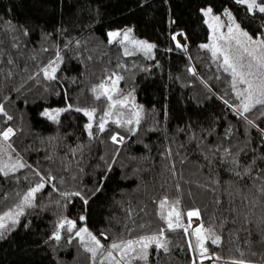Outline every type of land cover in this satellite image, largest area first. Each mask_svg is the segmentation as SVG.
I'll list each match as a JSON object with an SVG mask.
<instances>
[{
  "label": "trees",
  "instance_id": "obj_1",
  "mask_svg": "<svg viewBox=\"0 0 264 264\" xmlns=\"http://www.w3.org/2000/svg\"><path fill=\"white\" fill-rule=\"evenodd\" d=\"M204 7L230 8L252 35L264 36V13H250L236 0H0V132H15L0 163L19 159L27 165L0 174V213L17 205L41 177L45 183L36 207L25 209L0 239V264H101V254L93 259L75 236L84 227L105 249L159 236L163 229L169 251L150 246L146 262L131 264H199L187 222L192 209L199 210L200 227L220 238L218 244L204 242L215 257L212 264H264V108L245 113L253 125L238 114L230 73L210 47H202L209 34ZM126 26L132 36L152 42L150 52L126 54L120 42H109V29ZM179 31L190 41L189 53L172 39ZM57 54L56 78L45 79L42 69ZM191 60L197 73L189 71ZM113 73L123 77L113 98L129 97L140 122L127 112L110 117L99 132L110 102L97 99L93 89ZM68 105L58 121L42 115ZM77 108L96 109L91 137L89 119ZM129 119L133 123H113ZM116 134L122 143L112 141ZM49 175L55 177L51 183ZM76 191L87 204L60 195ZM177 200L187 233L169 231L161 218ZM61 216L76 228L61 229L57 242L50 237Z\"/></svg>",
  "mask_w": 264,
  "mask_h": 264
},
{
  "label": "snow or ice",
  "instance_id": "obj_2",
  "mask_svg": "<svg viewBox=\"0 0 264 264\" xmlns=\"http://www.w3.org/2000/svg\"><path fill=\"white\" fill-rule=\"evenodd\" d=\"M237 3L246 5L248 12H254L258 11L259 13H264V0H236ZM205 15H208L211 13V9L204 10ZM229 16V19L231 20V14L227 13ZM215 19H218L215 18ZM234 23V22H233ZM235 27V33H233V27L229 26L228 32L229 36L228 39L232 40L234 39L236 42V45L240 50H242V55L240 56H234L231 54L227 48L225 47H217L216 45L212 46V53L213 56L216 57L217 55L221 56L223 58V62L220 65V67L223 68L225 72L230 73L232 77V88L236 92V95L238 98L241 99L240 105L237 107L238 114L243 117L249 125H253L252 120H248L247 116H245V113H249L252 109L256 108L257 105L264 108V39L257 38L253 39L247 32H244L240 29L239 24H234ZM131 33V29L126 30L123 33L124 40H128L129 34ZM26 34V33H25ZM121 33L119 32H109V42H112L115 40L118 36H120ZM239 37H244V41H241ZM173 40H176V36L172 37ZM221 39H224L221 37ZM121 43L123 41H120ZM132 43L137 44L139 47L143 48L145 52H150L151 49L154 47L152 44H148L144 41H135L133 40ZM177 47H181L179 42H177ZM202 47H209V45H202ZM259 53V55H257ZM128 54V53H126ZM243 54H246L247 57L250 58L247 64L243 61ZM60 60L59 54H57L56 61H50L49 65L42 69L44 73L45 79L48 80H54L56 78L55 73L57 71V61ZM11 62V61H10ZM190 72L194 73V69L189 68ZM113 76H115V73H113ZM123 77L116 76L115 79H111V87H108L105 83H101L97 86V88L93 89L94 93H98L96 98L100 99L101 97H106L108 101L110 102L108 104V110L104 112V115L100 117L99 123H98V130L99 132L105 131V126L108 122V119L111 117L112 112L111 109L116 107L117 105H125L128 102L129 97H124L123 99H114L113 93H116L118 89L116 88V85L118 84L119 80ZM238 85H243V88L238 87ZM131 95V94H129ZM227 103V101H225ZM72 108V105H68L66 108L62 109H54L51 112L46 110L42 115L47 116L50 120L58 121L60 113L69 111ZM77 112H83L85 116L88 117L89 123L85 125V128L89 132V136H92V120L94 113L96 112L95 108L92 109H75ZM4 109L2 106H0V113H3ZM264 115V112L261 113ZM6 115V113H5ZM140 116L141 112L136 111L133 113V118L135 120V123L139 124L140 122ZM8 120H11L12 118L9 116L7 117ZM113 123L117 124L118 126H124L126 124L133 123L132 119L126 120L121 124L120 120H114ZM131 131V129H130ZM15 135L14 130L9 127L2 132H0V153H7V150L11 148V144L8 143L10 141V138ZM112 141L114 143H122L123 137L118 136V134L113 135L111 137ZM74 152L76 150H73ZM235 162V161H234ZM27 165L22 163L19 159H17L14 162H2L0 163V174L4 176H9L10 173L16 172L20 168H24ZM250 169H245L244 174H248ZM39 175V173H36ZM235 175L240 176V172H235ZM55 177H52L51 175L48 176L47 182L51 183L52 180H54ZM63 182V181H61ZM45 187L44 178L41 177V183L37 184L35 187L30 188L26 193L23 194V196L20 199V202L15 205L13 208L0 213V239H3L5 234L8 232H11L16 225L20 221V217L25 214V209H30L36 207L34 201H35V195L36 193L40 192ZM53 190L55 191L56 188L53 186ZM99 191V189H97ZM261 191H264L262 189ZM61 196L63 197H70V196H76L80 197L85 204L88 203V199L85 198V196L80 192H61ZM57 205L60 204L59 201L56 202ZM179 200L172 202V206L170 210H167V214H161V218L165 220L167 224V228L169 231H175L177 229L183 228L185 233H187V228L184 227V225L181 223V214L177 210V205H179ZM168 204V201L162 200L160 202V206L162 209H165V206ZM199 210H193L188 211L187 216L189 218L192 217H198L199 216ZM81 221L85 219L84 216H81L79 218ZM191 224V219H189V226ZM140 227H144V225H140ZM76 228V222L73 220L68 219L67 217L61 216L57 223H56V230L53 232L50 239H55L57 242L61 239V229H65L67 232L71 233L73 229ZM164 230L161 229L159 236L152 235L148 237H141L138 240L129 239L127 241L121 240L120 242H113L108 249H105L101 243L100 240L97 239L96 236H94L91 232L88 231L86 227L79 228L75 231V236L79 237L80 240L84 243L85 250L89 253H91V256L93 259L97 258V254L100 253L103 257L101 260V264H104L105 261H107V264H131V261L137 260V261H147L148 259V249L150 246H155L157 250H163L164 253H167L169 251L168 248V242L166 240L161 239L163 237ZM101 235H104L101 233ZM192 235L195 236L196 239V245L193 249V246L190 244V249H193L194 251H198L199 255L202 259H212L210 255H208V249L205 247V240H210L213 244H218L220 242L219 236H217L212 230L210 229H203L202 227L195 228ZM113 250H115L118 254L120 259H116V257L113 256ZM105 251L107 252L106 255H104ZM232 264H244L243 261H234Z\"/></svg>",
  "mask_w": 264,
  "mask_h": 264
},
{
  "label": "rangeland",
  "instance_id": "obj_3",
  "mask_svg": "<svg viewBox=\"0 0 264 264\" xmlns=\"http://www.w3.org/2000/svg\"><path fill=\"white\" fill-rule=\"evenodd\" d=\"M207 9H211V8L210 7H204L202 12H203L205 23H206V25L208 26V29H209L208 41H207L206 44L209 45L211 50H212V46L216 45L217 47H225V48H227L228 51L231 54H233L234 56L242 55V50H240L238 48V46L236 45L235 40L234 39H232V40L228 39L229 26L233 27V33H235L234 24H239L240 25V29L242 31H244V32H247L249 34V36H251L253 39H257V38L264 39V36L252 35L250 33V31H248L247 28L242 26L241 23L236 19V16H235L234 12L230 8H226L222 12H214L211 9V13L208 14V15H205L204 10H207ZM226 10H227V13L231 14V17H232L231 20L229 19V16L226 14ZM217 17H218V19H215ZM128 29H131V27L130 26H126L124 28L109 29L107 31V35H108L109 32H119V33H121V35L118 36L115 40H117L118 42L123 41L122 43L121 42L120 43H121L123 51L126 52V53H129L131 51H136V50H140V51L145 52V50L143 48L139 47L137 44L132 43V41L133 40H135V41H144V42H147L148 44H152V42L149 41V40H146V39H142V38H139V37H136V36H132L131 33L129 34L128 40H124L123 33L126 30H128ZM174 36H176L175 43L177 44V42H179L181 47L187 53H189L190 41L187 38V36L185 35V33L183 31H179V32L175 33ZM221 37H223L224 39H221ZM239 39L241 41H244L245 38L244 37H239ZM257 55H259V53H257ZM217 57H219L222 60V62H223V58L221 56L217 55ZM249 60H250V58L247 57L246 54H243L244 63L247 64ZM191 63H192V68L194 69V73H197L199 71V67L192 60H191ZM116 76H118V75L115 74V76L109 77V79L105 82V84L108 87H111L110 78L111 79H115ZM231 82H232V77H231ZM238 87L243 88V85H238ZM116 88H118V84L116 85ZM238 103L239 104L241 103V99L240 98H239ZM123 106L117 105V107L112 108L111 109V112H112L111 118L121 119V118H123L124 113H127V112L128 113H131V112L135 113L137 111L136 107L134 106L133 102H131V101H128L127 104H126V107H128L129 109H127V108L124 109V108H122ZM63 107H59L58 109H62ZM45 111H43V113ZM4 162H6V161H4ZM167 210H170V209H167ZM193 210H196V209H192V210H189V211H193ZM187 219H188V217H187ZM187 222H188V220H187ZM191 223L194 226L193 228H189L190 232L192 234L194 232L195 228L200 227V225H201L199 216L198 217H192L191 218ZM188 227H190L189 226V222H188ZM192 236H194V235H192ZM208 255H210L212 257V259H202L200 257V255H199V253H198V263H200V264H212V262L215 260V257L212 254H210V253H208ZM115 256L118 259H120L118 253L115 254Z\"/></svg>",
  "mask_w": 264,
  "mask_h": 264
},
{
  "label": "built area",
  "instance_id": "obj_4",
  "mask_svg": "<svg viewBox=\"0 0 264 264\" xmlns=\"http://www.w3.org/2000/svg\"><path fill=\"white\" fill-rule=\"evenodd\" d=\"M187 217H188V216H187ZM189 219H191V218L188 217V219H187L188 222H189ZM193 227H194V226H193L192 223H191L189 228H193ZM199 264H200V263H199Z\"/></svg>",
  "mask_w": 264,
  "mask_h": 264
}]
</instances>
